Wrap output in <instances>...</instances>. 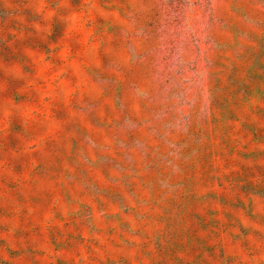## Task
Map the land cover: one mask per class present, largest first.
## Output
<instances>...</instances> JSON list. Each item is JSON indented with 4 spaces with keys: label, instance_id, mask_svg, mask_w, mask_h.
<instances>
[{
    "label": "rangeland",
    "instance_id": "obj_1",
    "mask_svg": "<svg viewBox=\"0 0 264 264\" xmlns=\"http://www.w3.org/2000/svg\"><path fill=\"white\" fill-rule=\"evenodd\" d=\"M0 264H264V0H0Z\"/></svg>",
    "mask_w": 264,
    "mask_h": 264
}]
</instances>
